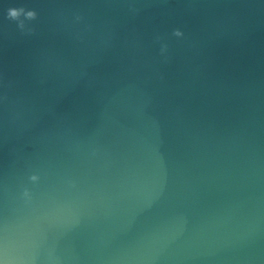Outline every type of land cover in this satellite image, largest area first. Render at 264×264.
I'll return each mask as SVG.
<instances>
[{
	"label": "water",
	"instance_id": "95a60500",
	"mask_svg": "<svg viewBox=\"0 0 264 264\" xmlns=\"http://www.w3.org/2000/svg\"><path fill=\"white\" fill-rule=\"evenodd\" d=\"M0 264H264V0H0Z\"/></svg>",
	"mask_w": 264,
	"mask_h": 264
},
{
	"label": "clouds",
	"instance_id": "9594fccd",
	"mask_svg": "<svg viewBox=\"0 0 264 264\" xmlns=\"http://www.w3.org/2000/svg\"><path fill=\"white\" fill-rule=\"evenodd\" d=\"M28 20H34L37 13L34 10H26L24 7H10L7 9V19L16 21L20 29L23 28V20L21 17ZM175 35H181L179 31L174 32Z\"/></svg>",
	"mask_w": 264,
	"mask_h": 264
}]
</instances>
